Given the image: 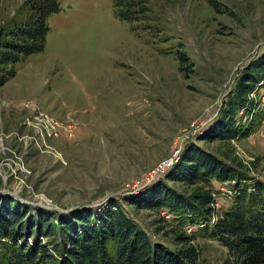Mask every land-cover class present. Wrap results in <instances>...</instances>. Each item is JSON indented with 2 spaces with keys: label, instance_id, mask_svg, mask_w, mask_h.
<instances>
[{
  "label": "rangeland",
  "instance_id": "obj_1",
  "mask_svg": "<svg viewBox=\"0 0 264 264\" xmlns=\"http://www.w3.org/2000/svg\"><path fill=\"white\" fill-rule=\"evenodd\" d=\"M28 1L0 0V31L26 17ZM48 24L44 49L0 85V198L24 206L27 218L86 210L99 218L113 200L151 239L174 247L156 229L169 231L173 214L137 209L125 197L165 176L144 178L177 139L182 150L193 141L227 162L245 161L250 182L264 181L259 123L234 142L198 140L235 99L242 70L264 62V0H61ZM234 118L252 125L245 112ZM210 187L220 201L224 183ZM195 226L202 263L224 264L227 248ZM39 240L63 249L58 228L27 237Z\"/></svg>",
  "mask_w": 264,
  "mask_h": 264
},
{
  "label": "trees",
  "instance_id": "obj_2",
  "mask_svg": "<svg viewBox=\"0 0 264 264\" xmlns=\"http://www.w3.org/2000/svg\"><path fill=\"white\" fill-rule=\"evenodd\" d=\"M133 4H129L130 11L123 13L131 12ZM27 5L24 19L15 22L10 30L0 31V85L14 76L18 62L44 49L48 17L61 9V0H29ZM124 16L121 17L131 20V16ZM178 59L182 64L187 62L183 52L178 53ZM262 62L242 70L235 84V99L198 140L230 141L247 136L254 123L261 124L264 109L253 111L252 125L248 127L234 117L241 108L249 114L248 93L257 83ZM246 168L240 160L227 162L192 141L162 179L137 196L125 197L137 209L157 214L165 209L173 214L171 222L159 217L162 222H170L169 231H163L164 226L156 229L171 234L174 247L151 239L113 200L99 218L86 210L62 220L46 211H40L37 218H27L24 206L0 198V264H203L186 225H202L212 239L227 248L224 264H264V181L250 182L253 179ZM212 181L227 183L234 190L230 204L222 211L214 207ZM52 218L56 225L50 223ZM56 228L64 237L61 252L55 246V252H51L40 240L33 245L27 241L36 233L49 237Z\"/></svg>",
  "mask_w": 264,
  "mask_h": 264
},
{
  "label": "built area",
  "instance_id": "obj_3",
  "mask_svg": "<svg viewBox=\"0 0 264 264\" xmlns=\"http://www.w3.org/2000/svg\"><path fill=\"white\" fill-rule=\"evenodd\" d=\"M258 80L257 83L255 85V87L248 93V101L252 102V104H249L248 102V106L250 107L249 109L250 112V116L252 115L253 111L255 109H264V62L262 63L260 70H259V76H258ZM239 115L244 114L245 112V108H241L239 111ZM242 113V114H241ZM248 114V115H249ZM246 115V113H245ZM199 124H196V127H199ZM197 130V128H196ZM259 131L260 133L263 135L264 137V120L261 122L260 126H259ZM235 139H231L230 141L234 142ZM180 139L175 141L176 144V149L174 150V152L167 158H165L164 160H162L161 162L158 163V165L152 169L150 172H148L147 176H145V181H147L148 179H155L158 178L160 176H164L167 171L169 170V168H171L180 158V153L182 152V147L185 145H183L182 143H180ZM241 150L239 148V146L235 145V153L240 156ZM244 164H247V162L243 161ZM137 183H139V181H136ZM136 182L134 181L132 184V186L136 185ZM141 182L143 183L144 181L141 180ZM231 184H233V182L231 181ZM224 185L226 187L221 188L222 190V196H224L223 198H220V201H222L220 203L219 198L217 197V195L215 193H213L214 196V207L216 210H222L224 208L227 207V204H225L227 202L228 199H231L233 194H234V190H232V188L227 187V183H224ZM223 204H225L223 206ZM167 211V210H166ZM168 212V211H167ZM166 217V215H165ZM169 218V216L167 217ZM215 219V217L211 218V221H213ZM202 226V225H200ZM196 226L195 225H186L185 226V230L187 233H194L196 231Z\"/></svg>",
  "mask_w": 264,
  "mask_h": 264
},
{
  "label": "bare ground",
  "instance_id": "obj_4",
  "mask_svg": "<svg viewBox=\"0 0 264 264\" xmlns=\"http://www.w3.org/2000/svg\"><path fill=\"white\" fill-rule=\"evenodd\" d=\"M87 95H89L88 93H87ZM95 111V110H94ZM97 112V111H96ZM95 115V114H94ZM12 193V192H11ZM12 194H14L15 195V193H12ZM35 206H41V205H43V204H41L40 202H38V203H35L34 204Z\"/></svg>",
  "mask_w": 264,
  "mask_h": 264
}]
</instances>
